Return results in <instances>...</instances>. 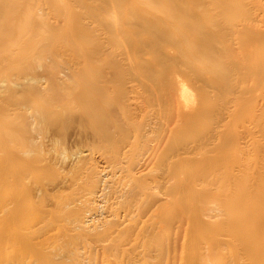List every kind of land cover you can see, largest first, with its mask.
Segmentation results:
<instances>
[{"label":"rangeland","instance_id":"374dc122","mask_svg":"<svg viewBox=\"0 0 264 264\" xmlns=\"http://www.w3.org/2000/svg\"><path fill=\"white\" fill-rule=\"evenodd\" d=\"M96 152L135 192L83 232ZM27 258L264 264V0H0V264Z\"/></svg>","mask_w":264,"mask_h":264},{"label":"bare ground","instance_id":"6f19581e","mask_svg":"<svg viewBox=\"0 0 264 264\" xmlns=\"http://www.w3.org/2000/svg\"><path fill=\"white\" fill-rule=\"evenodd\" d=\"M240 31H242V30H240ZM16 51V50H15ZM33 112V111H32ZM37 113V112H36ZM34 115V114H33ZM117 126V125H116ZM116 128V127H115ZM117 130V129H116ZM117 132V131H116ZM16 136V135H15ZM133 136V135H132ZM23 137V136H22ZM130 139V138H129ZM15 140V139H14ZM108 147V146H107ZM103 149V148H102ZM98 152V151H97ZM96 152V153H97ZM86 153H87V155L85 154V152H84V154L86 155V156H88L89 155V157H92V156H90V155H92V154H88V152L86 151ZM99 153H101V152H99ZM99 153H97L96 155H98V158H99V162H100V165L99 164H97V162H95V161H90L88 164H87V166H86V164H85V166L87 167V169H89L88 170V172L90 171V170H92L93 172H94V174H96L97 175V177H95V179H94V181L95 180H97V178H98V180L96 181V183H94L95 184V186L93 187V190H91V189H89V191L91 190V192L88 194V192L87 193H85L86 195H85V197L83 198V201L81 202L82 203V205H81V207H84L83 208V211L79 214V217H75L76 219H71V220H73V222H70L69 224H74V225H76L77 227H81L82 228V230H79V231H83L84 232V229L85 230H89L91 227H96L97 225H95V226H93L94 224H93V221H92V223H90L91 222V220H93V219H90L89 218V212H90V205L92 206V204L91 203H94L93 201L95 200H97V201H99V202H102V203H104L105 204V202H107L106 201V199H105V189L104 188H106V187H108V185H109V183L113 180V181H119V183L121 184V182H122V180H121V178H120V180H119V177L118 176H116V173L118 174L119 172H115V169L113 168V167H115V166H111L110 164H109V162H107L105 159H109L108 157L106 158V157H104V153H103V158H105V159H103L102 158V156L99 154ZM111 153H112V151H111ZM83 154V155H84ZM94 154V153H93ZM102 154V153H101ZM95 155V156H96ZM106 156V155H105ZM94 157V156H93ZM90 159V158H89ZM97 159V158H96ZM110 159H111V157H110ZM109 159V160H110ZM113 160H115L114 158H113ZM118 160H120V158L118 159ZM134 160V159H133ZM112 161V160H111ZM118 162V161H117ZM116 162V163H117ZM111 163V162H110ZM126 163V162H125ZM82 164V163H81ZM80 164V165H81ZM119 167V166H118ZM117 168V167H116ZM132 168V167H131ZM81 170H83L82 168H80ZM79 169V170H80ZM87 169H86V171H87ZM119 169V168H118ZM123 169V168H122ZM84 170H85V168H84ZM83 170V171H84ZM117 170V169H116ZM131 171V170H130ZM84 173L85 174H87L85 171H84ZM84 173H82V174H84ZM148 173H150V171L148 172ZM152 173V172H151ZM84 174V175H85ZM83 175V176H84ZM92 175V174H91ZM90 175V176H91ZM82 176V178L83 179H85V177H83ZM86 176V175H85ZM127 176V175H126ZM81 177V176H80ZM79 177V178H80ZM121 177V176H120ZM129 177H131V176H129ZM81 178V179H82ZM127 178V177H126ZM82 179V180H83ZM90 179V178H89ZM93 179V178H92ZM130 178H128V181H130L129 180ZM134 179V178H133ZM137 179V178H136ZM79 180V179H78ZM88 180V179H87ZM135 180V179H134ZM126 181V180H125ZM78 182H80V181H78ZM78 182L76 181V184H78ZM83 182V181H82ZM81 182V183H82ZM93 182V181H92ZM131 182V181H130ZM129 182V184L128 183H124V185H123V183L120 185V187L117 189V190H114L113 191V198H122V195H127L128 194V191H129V193L131 192V190L133 189V185L134 184H132V183H130ZM139 182V181H138ZM73 183H74V181H73ZM75 184V185H76ZM84 184V183H83ZM131 184V186H130V190H129V185ZM138 184V183H137ZM74 185V187H76ZM80 185V184H79ZM87 185V184H86ZM151 185H152V183H151ZM78 186V185H77ZM92 186V185H91ZM141 186V185H140ZM144 186V185H143ZM80 187V186H79ZM85 187V186H84ZM88 187H89V185H88ZM87 186L85 187V188H88ZM113 187V186H112ZM141 188V187H140ZM109 189V188H108ZM114 189V188H113ZM85 191H87V190H85ZM107 191V190H106ZM134 192L135 191H133V194L132 193H130L132 196L134 195ZM74 194V193H73ZM140 194V193H139ZM129 195V194H128ZM130 196V195H129ZM157 196V195H156ZM71 197V196H70ZM136 197V196H135ZM138 197H139V195H138ZM148 197V196H147ZM73 198V197H72ZM123 198H125V196H123ZM133 198V197H132ZM132 198H131V200H132ZM81 199V198H80ZM109 199V198H108ZM126 199V198H125ZM137 199V198H136ZM158 199V198H157ZM76 201L78 200V199H75ZM134 200V199H133ZM75 201V202H76ZM117 201V200H116ZM69 202H71V200H69ZM74 202V201H73ZM79 202V201H78ZM77 202V203H78ZM127 202H128V199H127ZM149 202H151V201H149ZM148 202V203H149ZM102 203H101V205H102ZM123 203V202H122ZM157 203V202H156ZM163 203V202H162ZM107 204V203H106ZM143 204V203H142ZM68 205H71V204H68ZM99 205V204H98ZM122 205V204H121ZM128 205V204H127ZM132 205V204H131ZM130 205V206H131ZM152 205V204H151ZM79 206H80V204H79ZM97 205H95V207H96ZM123 206V205H122ZM135 206H136V204H135ZM135 206H131V207H133L132 209H134L135 208ZM76 207V206H75ZM98 207V206H97ZM103 207H105V206H103ZM127 207V206H126ZM126 207H115V206H112V204L111 205H109V206H107L106 208H105V210H106V212H107V215H108V217H106L105 216V218H106V223L107 222H112V223H114L116 226H117V228L118 229H123V228H125V227H127V228H129V226H131V225H133L134 227H136V228H134L133 227V229H143L144 230V228H147L146 227V225H145V223L144 222H138V220H136L135 221V219H134V215H133V212L134 211H130L128 208H126ZM131 207H129V208H131ZM137 207V206H136ZM141 208H142V206H141ZM92 209L93 210H95V209H97V208H95L94 209V207L92 206ZM157 209V208H156ZM137 209H135V211H136ZM154 210V209H153ZM79 211V210H78ZM138 211H139V208H138ZM141 211H142V209H141ZM157 212V211H156ZM149 213V212H148ZM135 214V213H134ZM140 215H141V213H140ZM143 215V214H142ZM151 215V214H150ZM26 216V215H25ZM39 216V215H38ZM71 216V215H70ZM75 216V215H74ZM77 216V215H76ZM154 216H155V214H154ZM27 217V216H26ZM69 217V216H68ZM73 217V216H72ZM91 217V216H90ZM74 218V217H73ZM94 218V217H93ZM152 218H154L153 217V215H152ZM70 220V219H69ZM95 221V220H94ZM105 223V222H104ZM105 223V224H106ZM159 224V223H158ZM74 225H71L70 227H74ZM103 225V224H102ZM39 226H40V224H39ZM44 226V225H43ZM76 226L74 227V229L76 228ZM109 226V225H108ZM113 226V225H112ZM160 227H161V225H159ZM37 227V226H36ZM98 227V226H97ZM132 227V226H131ZM37 228H39V227H37ZM42 229V228H41ZM51 229V228H50ZM80 229V228H79ZM110 229V228H109ZM108 229V230H109ZM133 229H132V231H133ZM161 229V228H160ZM40 230V229H39ZM76 230H78V228H76ZM91 230H93L92 228H91ZM128 230H130V228L128 229ZM142 230V231H143ZM156 230H158L157 228H156ZM52 231V230H51ZM90 231V230H89ZM111 231V230H110ZM116 231V230H115ZM119 231V230H118ZM134 231H136V230H134ZM139 231V230H138ZM137 231V232H138ZM92 232V231H91ZM95 232H96V230H95ZM102 232V231H101ZM129 232V231H128ZM100 233V232H99ZM116 233H117V231H116ZM122 233V232H121ZM144 233H145V231H144ZM92 234V233H91ZM113 234V233H112ZM118 234V233H117ZM57 235V234H56ZM145 235V234H144ZM157 235V234H156ZM179 235V234H178ZM101 236V235H100ZM95 237H96V235H95ZM135 237V236H134ZM49 238V237H48ZM97 238V237H96ZM99 238V237H98ZM109 238V237H108ZM142 238V237H141ZM171 238V237H170ZM174 238V237H173ZM103 239V238H102ZM135 239V238H134ZM130 240V239H129ZM137 240V239H136ZM135 240V241H136ZM102 241V240H101ZM132 241V240H131ZM144 241H145V239H144ZM146 242V241H145ZM144 242V243H145ZM98 243V242H97ZM106 243V242H105ZM119 243V242H118ZM126 243V242H125ZM106 244H109L108 242L106 243ZM128 244V243H127ZM136 244V243H135ZM99 245V248H100V243L98 244ZM105 245V244H104ZM102 246V245H101ZM119 246V245H118ZM43 247V246H42ZM41 247V248H42ZM46 247V246H45ZM45 247H44V249H45ZM53 247H55V246H53ZM52 246L50 247L49 246V249L50 248H53ZM96 247H98L97 245H96ZM109 247V246H108ZM137 247V246H136ZM138 247H140V246H138ZM40 248V249H41ZM85 248V247H84ZM134 248V247H133ZM142 248V247H141ZM40 249L39 250H37L38 252H40ZM47 249H48V246H47ZM47 249H45V250H47ZM48 249V250H49ZM56 250H57V248H55ZM78 249V248H77ZM76 249V250H77ZM135 249H137V248H135ZM134 249V250H135ZM53 250V251H52ZM50 249V251L49 252H51L52 253V256H57L58 255V252L57 251H54V249ZM89 250V249H88ZM60 251V250H59ZM105 251V250H104ZM74 252L75 253H77V252H79V251H75L74 250ZM82 252V251H81ZM84 252V251H83ZM89 252V251H88ZM128 252V251H127ZM140 252V251H139ZM22 253H24V252H22ZM21 253V254H22ZM61 253V252H60ZM144 253H146L145 251H144ZM28 254V253H27ZM30 254V253H29ZM139 254V253H138ZM172 254H174V253H172ZM172 254H171V258H172ZM23 255V254H22ZM25 255V254H24ZM23 255V256H24ZM60 255V254H59ZM79 255V254H78ZM132 255H134V254H132ZM136 255H137V253H136ZM27 256V255H26ZM77 256V255H76ZM82 256V255H81ZM81 256H79V257H81ZM174 256V255H173ZM178 256V255H177ZM51 257V256H50ZM54 257H51V258H54ZM104 257V256H103ZM125 257V256H124ZM47 258V257H46ZM57 258V257H56ZM59 258V257H58ZM60 258H61V256H60ZM90 258V257H89ZM49 259V258H48ZM55 259V258H54ZM97 259V258H96ZM99 259V258H98ZM117 259V258H116ZM135 259V258H134ZM34 260V261H33ZM36 258L35 259H31V258H27V259H25V261L23 260V262L24 263H20V264H37L38 262H36ZM40 260V259H39ZM50 260V259H49ZM125 260V259H124ZM170 260V259H169ZM6 261V260H5ZM79 261V260H78ZM77 261V262H78ZM114 261V260H113ZM174 261V260H173ZM49 262V261H48ZM77 262H75V264L77 263ZM123 262V261H122ZM4 263V262H3ZM102 263V262H101ZM100 263V264H101ZM111 263V262H110ZM114 263V262H113ZM119 263V262H118ZM126 263V262H125ZM5 264H18V263H14V261L13 262H8V263H5ZM38 264H42V263H38ZM50 264V263H49ZM78 264H79V262H78ZM123 264V263H122ZM127 264V263H126ZM174 264V263H173Z\"/></svg>","mask_w":264,"mask_h":264}]
</instances>
